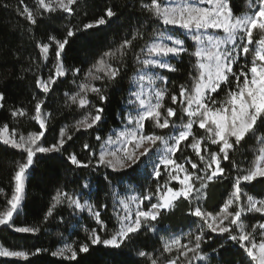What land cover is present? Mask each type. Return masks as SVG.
I'll return each instance as SVG.
<instances>
[{
	"label": "snow or ice",
	"instance_id": "1",
	"mask_svg": "<svg viewBox=\"0 0 264 264\" xmlns=\"http://www.w3.org/2000/svg\"><path fill=\"white\" fill-rule=\"evenodd\" d=\"M138 2L144 20L138 19L137 26L113 42L86 71L65 66L66 46L72 38L86 40L89 30L117 17L113 7H105L102 15L88 22L64 25L62 38L49 34L46 40H35L39 59L30 58L24 71L32 73L34 87L41 95L32 94V115L22 106H13L9 112L14 121L27 117L39 127L25 135L15 127L10 130L7 123L0 126V144L23 155L11 179V194L0 188L5 200L0 226L20 234L41 232L40 225L17 226L26 174L38 153H67L70 165L90 170L95 180L84 178L72 190L58 188L41 223H47L58 208H66L73 217L87 213L97 227L85 228V242H69L61 236V246L51 251V256L82 264L78 256L89 253L91 246L120 250L141 233H153L160 248L137 251L145 264H236L225 259L230 245L242 250L238 264H264V195L258 198L246 191L255 181L264 183V0H247V10L239 14L232 0ZM79 3L35 0V8H31L20 0L23 9L16 11L26 21L20 28L34 39V29L47 20L74 17ZM185 56L190 71L185 82L176 84L167 74L178 72L177 64ZM50 57L52 67L44 76L40 70L48 66ZM130 67L129 95L119 114L121 127L106 137L97 133L95 145L85 142L82 148L88 154L87 161L78 158L75 151L68 152L65 145L76 132L96 131L104 123L107 87L119 83ZM69 73L75 90L64 93V106L75 109L80 118L61 127L55 142L45 146L42 138L53 119L52 113L44 110L46 101L55 90L53 86ZM221 92L223 97L217 99ZM6 101L5 92L0 91V109ZM249 140L254 146L245 164L234 159V154ZM100 169L117 174L132 170L137 177L130 179L143 176L146 183L140 193L121 196L118 188L123 176L100 173ZM149 179L155 183L154 190L147 184ZM223 181H228L231 189L227 199L219 211H209L204 207L209 186ZM101 183L111 189L117 221L107 238L101 236L108 225L100 211L107 205L92 202L93 196L98 198ZM184 201L187 215L195 218L191 221L194 229L189 226L187 232L161 235L168 231L163 218ZM249 214L253 218L259 214L255 223L250 222ZM60 219L63 222V216ZM32 248L0 244V257L29 261L49 251ZM121 255L120 251L111 252L110 264H123L117 259Z\"/></svg>",
	"mask_w": 264,
	"mask_h": 264
},
{
	"label": "trees",
	"instance_id": "2",
	"mask_svg": "<svg viewBox=\"0 0 264 264\" xmlns=\"http://www.w3.org/2000/svg\"><path fill=\"white\" fill-rule=\"evenodd\" d=\"M24 4L35 8V0H24ZM232 4L237 14L247 10V0H232ZM4 5H8V7L6 8ZM23 6L20 4V0H0V91H4L7 98L5 107L0 109V126L7 123L10 130L15 127L27 135L28 132L36 131L39 126L35 121H31L27 117L14 121L9 109L13 106H22L29 110V115H32L34 104L32 94L36 92L41 95L39 90L34 87L32 73L24 71L31 63L30 58L39 59V50L35 47V40H46L49 34L62 38L64 25L88 22L102 15L105 7H113L117 17H113L106 25L89 30L86 40L72 38L66 46L63 54L65 66L67 68L79 67L86 71L103 51L113 45V42H118L128 35L130 29L137 26L138 19L143 21L144 16L140 11L138 0H80L74 17L47 20L39 28L34 29L32 33L34 39H32L20 28V25H25L26 21L17 14L16 9L20 8L22 10ZM145 27L150 31L151 26L146 21ZM51 60L52 57H50L48 66L40 70L44 76H47L49 68L52 67ZM177 67L179 68L178 72L167 75L170 76L171 81L179 84L187 80L188 72L190 71L188 57L185 56L183 61L177 64ZM131 76L132 70L130 67L119 83L107 87L106 94L109 97V101L104 105V123L96 131L88 130V132H85L81 130L76 132L73 139L65 145L68 152L75 151L78 154V158L87 161L88 154L83 150L82 145L85 142L95 145L97 143L95 141L97 133L106 137L112 129L121 127L119 114L126 107L125 100L129 95V78ZM96 84L100 86L101 82L96 81ZM53 87L55 90L49 94L46 108L44 109L47 112H51L53 116L49 130L46 132L45 137L42 138L45 146L55 142L61 127L71 125L74 120L80 118L79 113L75 109L69 110L64 106V93L69 90H75L71 74L61 77ZM222 97L223 92L220 93L217 99ZM89 98L93 103H98L94 96ZM88 133H91V135ZM253 146L254 143L251 140L246 144L242 142V146L234 154V159L246 164L247 160L251 159ZM66 155L67 153L63 155L60 153H38L34 157L33 165L27 172L25 198L20 215L16 218L17 226L23 224L40 225L41 232L35 235L20 234L6 226L0 228V244L6 247L20 245L26 249L34 250L32 248L34 245L49 251L30 257L29 261L0 257V264H69L68 261L53 257L50 254L51 251H55L61 246V236L69 242H85L88 235L85 232V228L97 227L95 221L87 213L73 217L69 215V210L66 208H58L47 223H41L51 198L58 188L72 190L77 188L84 178L95 180V176L90 170L79 169L70 165L65 159ZM22 159L23 155L18 150L0 144V188H4L9 195L11 194L12 176L17 168V163L22 161ZM225 164L227 166V162ZM105 171H108L111 175L123 176V184L118 188L121 196L140 193L143 190L141 185L146 183L143 176H140L138 180L130 179L137 177V173L132 170H127L126 173L120 174L111 173V170H99L100 173ZM147 184L151 185L153 190L155 189V183L151 179L147 181ZM130 186L131 191H129ZM230 190L228 181L210 184L208 189L209 196L204 201V207L209 211H219V206H222L223 201L227 199V194ZM110 191L111 189L106 188L101 183L98 198L96 196L92 198V202L98 206L107 205V207L100 208L102 219L108 225V231L101 233L102 238H107L117 227V221L113 214V198L109 195ZM246 191L259 198V196L264 195V183L259 180L255 181L252 185L247 186ZM4 204L5 200L0 196V209L3 208ZM187 212V202H178L177 207L163 218L162 223L168 231L160 234L187 232L190 230L189 226L194 229L195 225L191 221L195 218L189 217ZM60 216H63V222H61ZM258 216L259 214H255V218H258ZM255 218H253L252 214H249L250 222L255 223ZM229 247L230 252L225 259L232 260L238 264L242 250L238 246L230 245ZM159 248L160 244L155 234L141 233L138 237L133 238V242L122 246L120 250L106 248L103 245H94L90 247L89 253L80 254L78 259L81 260L82 264H110L112 260L110 253L120 251L122 255L117 259L123 261V264H145L144 258L138 256L137 251L151 252ZM72 264H75V262H72Z\"/></svg>",
	"mask_w": 264,
	"mask_h": 264
},
{
	"label": "rangeland",
	"instance_id": "3",
	"mask_svg": "<svg viewBox=\"0 0 264 264\" xmlns=\"http://www.w3.org/2000/svg\"><path fill=\"white\" fill-rule=\"evenodd\" d=\"M26 176H27V174H26ZM175 183H176V182H175V181H173V184H175ZM1 227H4V226H0V228H1ZM58 258H59V257H58Z\"/></svg>",
	"mask_w": 264,
	"mask_h": 264
}]
</instances>
